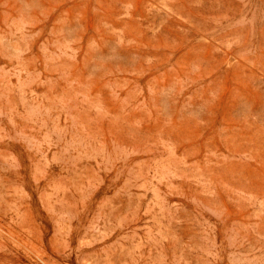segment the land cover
<instances>
[{
    "label": "rangeland",
    "instance_id": "obj_1",
    "mask_svg": "<svg viewBox=\"0 0 264 264\" xmlns=\"http://www.w3.org/2000/svg\"><path fill=\"white\" fill-rule=\"evenodd\" d=\"M0 264H264V0H0Z\"/></svg>",
    "mask_w": 264,
    "mask_h": 264
}]
</instances>
